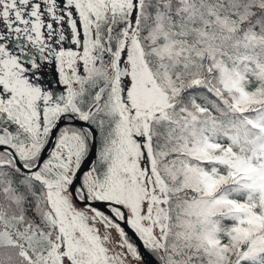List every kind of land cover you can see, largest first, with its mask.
<instances>
[{"label": "snow or ice", "instance_id": "1", "mask_svg": "<svg viewBox=\"0 0 264 264\" xmlns=\"http://www.w3.org/2000/svg\"><path fill=\"white\" fill-rule=\"evenodd\" d=\"M0 264H264V0H0Z\"/></svg>", "mask_w": 264, "mask_h": 264}]
</instances>
